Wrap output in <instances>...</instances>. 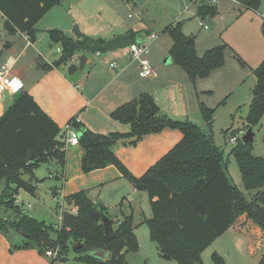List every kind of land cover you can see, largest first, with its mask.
<instances>
[{"label": "trees", "instance_id": "16d2710c", "mask_svg": "<svg viewBox=\"0 0 264 264\" xmlns=\"http://www.w3.org/2000/svg\"><path fill=\"white\" fill-rule=\"evenodd\" d=\"M61 1L0 0V14L5 20L3 29L9 35L24 34L34 42L36 24ZM210 1L191 0L192 3L199 2L196 17L202 21L217 15L216 7ZM236 2L257 12L261 0ZM164 32L172 39L169 52L173 61L192 82L208 77L223 66L226 46L214 47L198 56L195 39L185 36L179 24L167 26ZM47 33L50 41L61 50L59 58L52 63L56 68L67 65L81 52H102L105 43L103 39L87 36L71 38L56 29ZM133 35L130 32V36ZM68 70L74 72L77 67L70 65ZM253 75L255 85L245 117L246 130L259 126L264 115V63L253 71ZM199 110L205 128L188 120L170 119L161 113L154 99L144 93L110 112L112 120L129 126L126 133L97 134L75 123V118L69 121L79 133L81 172L88 174L113 166L137 192H145L151 210V218L146 221L151 239L156 242L161 258L174 259L177 264H202L201 254L242 215L264 234V159L252 154L251 144L244 145L239 141L231 149L230 155L236 161L246 193L239 190L228 177L223 151L211 136L216 109L200 105ZM164 129L178 130L182 134L181 140L142 176H133L116 156V145L133 147L144 136ZM65 153L64 131L27 91L14 94L11 104L0 116V181H6L0 205L10 209L16 219L1 221L0 232L14 230L18 233L22 230L25 233L24 241L14 248L16 250L35 249L45 257L47 251L53 250L57 251L59 258L79 242L81 248L75 251L79 261L128 264L125 253L138 248L133 213L124 214L119 210L110 216L103 206L96 209L91 197L96 188L63 198L72 209L62 212L57 228L29 218L15 205L19 190L31 195L36 191L34 171L41 164L55 162L59 169L57 177L60 176ZM25 176H28L27 180ZM90 210H97L112 221L114 239L106 240L103 226L90 218ZM97 250L110 254V257L99 260L89 255ZM212 258L215 264H225L216 254ZM49 260L52 264L56 259ZM258 264H264V258Z\"/></svg>", "mask_w": 264, "mask_h": 264}, {"label": "rangeland", "instance_id": "374dc122", "mask_svg": "<svg viewBox=\"0 0 264 264\" xmlns=\"http://www.w3.org/2000/svg\"><path fill=\"white\" fill-rule=\"evenodd\" d=\"M100 1L109 5L112 10L111 15L106 19L112 17L126 22L143 21L148 34L157 36L155 40L146 38V42L148 59H150L151 67L155 70L158 79L155 84L156 102L157 105L159 103L158 106L162 114L173 120H188L205 128L200 119L199 106L204 105L216 109L211 130L212 139L215 145L223 151L228 177L239 190L246 193L243 189L238 166L233 155H230V151L241 141L247 131L244 124L251 103V92L255 85L253 71L264 63V34L262 33L264 0H261L257 12L243 8L236 0H216L214 6L217 15L212 19L204 20L208 25L207 30L201 27L202 20L196 17V8L199 2L192 3L191 0H145L144 5L138 6L134 0ZM100 1L98 0V2ZM69 2L72 3L69 4ZM84 2L86 7L83 11V17L88 26L84 22H81L84 26H80L77 22L72 24L71 16L69 17L71 12L69 6L75 5L76 2L74 0H62L59 5L46 12L36 24L35 28L38 32L35 42L46 49L47 45L50 44L47 33L49 30L56 29L63 32L61 28L67 27L73 36L75 27H78L80 32L85 27H89L91 30V25L98 24L101 19L106 20L102 12L101 15L95 14L100 10L96 11L95 5H99L97 0H85ZM75 14L74 12L73 15ZM47 24L53 25L52 28H44ZM176 24L180 25L181 32L185 36H191L195 39V49L198 56H202L207 50L214 47L226 46L224 64L219 69V73L206 81H199L197 92H195L193 82L173 61L169 52L172 39L164 30L167 26ZM0 35L3 37L5 34ZM48 48L51 51V58L58 59L61 54L60 47L54 44L52 47L49 45ZM85 54L89 60L98 61L95 54L81 52L80 56ZM108 54L110 53L102 52L103 56ZM74 63L76 67L79 66V60L76 59ZM68 65L63 66L62 71L74 80V74H68ZM80 73L87 75L88 67L83 68ZM202 87H205L203 89H207L208 93H200V90H203ZM251 131L253 134L252 154L264 159V115L260 125L251 128ZM231 138H236V142L231 143L229 141ZM55 169L51 163L41 164L35 170L36 179L33 184L36 185V191L31 195L19 190L15 205L29 218L57 228L62 212L64 210L71 211L72 208L64 203V197L60 193H53L62 189V182L57 177L58 172H55ZM123 180L103 189L101 187L96 188L92 200L96 209L103 206L108 215L113 216L112 212L119 211L120 207H122L123 212H128L129 203L127 199H133L132 207L136 209V213L133 215V226L138 248L136 251L125 253V261L128 264H177L174 259L161 258L156 242L151 239L150 231L146 225V221L151 218L147 194L137 192L136 195H132L130 187L132 185L127 180ZM14 219H16L15 214L10 209H5L0 205V222ZM239 225L245 227V222ZM9 232L19 238L20 241H24V238L16 231L7 230V233ZM256 241L259 240L256 239ZM261 246L263 247L259 250L251 249L250 253L254 252L255 256H249L245 238L230 230L208 247L201 254L200 259L202 264H215L212 256L216 254L225 264H257L264 258V241ZM57 258L56 256V260L52 264H89L79 261V255L72 248Z\"/></svg>", "mask_w": 264, "mask_h": 264}, {"label": "crops", "instance_id": "0c3cea01", "mask_svg": "<svg viewBox=\"0 0 264 264\" xmlns=\"http://www.w3.org/2000/svg\"><path fill=\"white\" fill-rule=\"evenodd\" d=\"M74 1L76 2L75 5L69 6V10H71L69 17L71 16L72 24L77 22L82 26L83 23L81 22H86L83 17V11L86 7L85 0ZM134 2L137 4L135 0ZM145 2V0H140V5H137L142 6ZM71 3L69 2V4ZM97 3L99 5H95L96 11L100 10L95 14L101 15L102 12L105 19L111 15L112 10L109 5L101 1L98 2V0ZM74 12L76 13L75 15H73ZM98 12L100 13L98 14ZM66 16L68 15L66 14ZM0 20V34H5L0 37V67L5 64L10 67L12 75L22 81V90L27 91L32 96L36 104L61 130L72 118H75V123L97 134L126 133L130 129L129 126L112 120L109 116L110 112L144 93L149 94L155 102L157 101L155 84L158 79L155 70L153 69L151 77L140 78L137 73V63L127 56L126 50L108 52L110 54L107 56L102 55L103 51L90 53L95 54L98 61L89 60L85 54L86 63L84 69L88 67L87 75L80 73L81 70L78 67L76 71L70 72L68 67L75 64L74 61H71V63H68L67 70L68 74H74L73 80L62 71V67L65 65H61L58 68L52 66V63L57 58H51V51L48 48L49 45L50 47L54 45L51 41H49L50 44L45 49L35 41L31 42L24 34L9 35L3 29L5 20L1 14ZM85 25L88 26V23H85ZM51 26L53 25L47 24L44 28L50 29L52 28ZM61 29L68 37L77 38L75 34L72 36L69 33L67 27H62ZM146 30L143 21L126 22L109 17L106 20L101 19L98 24L91 25V30L89 27L81 29V33L82 36L103 39L106 42L122 35L130 36L131 32L134 33L133 37L130 36L133 43L147 45L146 38L149 39L151 34L149 35ZM35 38L37 40V37ZM76 57H79L78 60H80L81 56L77 54ZM111 64H115V67L111 68ZM219 69L212 71L205 79H196L193 82L195 92H197L199 81L210 79L213 75L219 73ZM201 92L208 93L207 89L200 90ZM11 102L12 96L5 97L0 102V116ZM200 119L202 120L201 116ZM181 138L182 134L178 130L164 129L159 133L144 136L133 147L118 144L114 150L116 156L128 171L133 176L140 177L169 152ZM81 156L82 151L79 146L66 147L65 165L59 176L62 182V189L54 191V194L60 193L65 197L81 190H91L99 186L103 189L106 186L124 181L119 171L113 166L83 174L81 172ZM51 165L55 166V172H58L59 169L55 162H51ZM24 179L27 180L28 176H25ZM130 187L132 189L131 194L136 195L137 191L133 186ZM94 193L93 190L91 192L92 198ZM132 201V198L127 199L129 203L128 212H123L122 207L119 210L124 214L132 211L134 215L136 209L132 207ZM116 212L113 211L112 214H117ZM243 222H245V227H240L239 224ZM230 230L245 238L249 256H255L254 252L250 253L251 249L259 250L263 247L261 246L264 241L262 232L245 215L239 217L221 236ZM256 239L259 241H256ZM20 244V239L13 236L10 232H0V264H50L49 259L45 256H40L35 249H14ZM257 260L259 261V259Z\"/></svg>", "mask_w": 264, "mask_h": 264}, {"label": "built area", "instance_id": "2783aa9c", "mask_svg": "<svg viewBox=\"0 0 264 264\" xmlns=\"http://www.w3.org/2000/svg\"><path fill=\"white\" fill-rule=\"evenodd\" d=\"M212 4L216 2V0L210 1ZM202 28L205 30L208 29V25L205 21L201 22ZM157 36L155 34H151L150 39L155 40ZM127 56L134 62L137 63V73L140 78H149L153 75V68L151 67L150 61L148 59V45L140 43H132L128 48L125 49ZM58 52V50H57ZM78 60L79 57L74 56L71 61ZM111 68L115 67V64L110 65ZM23 89L22 81L12 75L10 72V67L5 64L0 67V102H2L5 97L13 96L17 92ZM64 138L66 147H78L79 146V133L76 129L73 128L72 123L65 125L64 129ZM236 138H231L229 141L231 143L236 142ZM57 256V251H47L46 257L48 259H53Z\"/></svg>", "mask_w": 264, "mask_h": 264}, {"label": "water", "instance_id": "95a60500", "mask_svg": "<svg viewBox=\"0 0 264 264\" xmlns=\"http://www.w3.org/2000/svg\"><path fill=\"white\" fill-rule=\"evenodd\" d=\"M135 1L137 2L138 5H140V0H135ZM75 36L79 39L82 37V33L78 30V27H75ZM132 43H133V40L129 35H122V36H118L116 38L106 41L103 44L102 49L104 52H114L118 50H125ZM85 63H86V57L83 55L80 57L78 69L82 70L84 68ZM252 141H253V134H252L251 128H249L246 131V133L243 135V137L241 138V142L244 145H247V144H251ZM5 190H6V181L2 180L0 181V197L4 194ZM89 216L94 221L101 223V225L103 226L104 236L107 241H111L112 239H114L115 233L113 230L112 221L107 216H102L101 213L98 212L97 210H90ZM18 233L23 238L26 237L25 233L22 230H19ZM80 248H81V243L77 242L72 247V250L76 251ZM89 255L99 260H105L110 257V254H105V252L101 250L94 251L90 253Z\"/></svg>", "mask_w": 264, "mask_h": 264}]
</instances>
